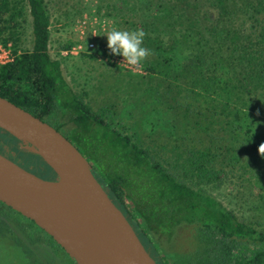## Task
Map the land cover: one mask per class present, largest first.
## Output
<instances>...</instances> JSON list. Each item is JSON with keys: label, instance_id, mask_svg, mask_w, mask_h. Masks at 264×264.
<instances>
[{"label": "rangeland", "instance_id": "1", "mask_svg": "<svg viewBox=\"0 0 264 264\" xmlns=\"http://www.w3.org/2000/svg\"><path fill=\"white\" fill-rule=\"evenodd\" d=\"M244 1L247 4L248 0L221 1L224 5L220 0H48L51 54L62 62L71 86L94 110L106 106L113 110L120 120L118 127L129 135L137 133L147 147L161 152L165 162V158L183 153L189 146L207 144L205 132L195 125L194 116H189L187 104L217 103L211 100L214 96L207 98L193 93L187 67L205 71L211 68L218 76L234 80L251 74L232 61L230 41L234 36L227 35L231 29L239 31L252 26L246 9L240 7ZM13 6L19 24L13 36L2 37L9 41L1 38L0 45L14 60L32 48L33 35L26 0H13ZM113 27L142 29L146 33L143 44L151 49V55L138 66L123 63V57L113 55L107 47L104 33ZM157 37L164 41L166 49L172 45L181 49V55L175 59L177 68L170 76L161 69L158 72L147 69L150 61H163L152 45ZM80 44L83 51L77 48ZM88 44L94 47L88 49ZM240 96L244 98L236 99L232 108L242 109L236 110V116H230L235 117L234 128L241 134L240 161L224 165L229 176L220 189L213 190L208 185L207 189L244 221L264 230V157L257 150L264 142V92L251 86ZM244 108L251 114L247 123L242 124L237 113ZM197 119L204 122L201 113ZM48 121L70 134L72 123L60 109L54 110ZM240 127L255 128V135L251 137L245 130L240 131ZM243 141L246 143L241 144ZM232 144L236 146L231 138ZM14 147L36 154L30 145L0 128V153L44 179L57 178L40 155L41 158L29 159L15 152ZM200 240L198 227L188 225L178 228L171 237L153 236L147 249L155 260L164 264H198L205 248ZM43 243L52 245L59 258L74 264L73 257L35 222L13 213L0 202V264H54L57 257H48L52 255L49 251L45 255L40 247L48 249V246Z\"/></svg>", "mask_w": 264, "mask_h": 264}, {"label": "trees", "instance_id": "2", "mask_svg": "<svg viewBox=\"0 0 264 264\" xmlns=\"http://www.w3.org/2000/svg\"><path fill=\"white\" fill-rule=\"evenodd\" d=\"M26 2L32 18V48L13 61L0 64V96L46 121L57 108L68 116V122L72 123L70 134L63 133L60 125L54 126L84 154L146 248H150L155 235L171 237L178 228L194 225L198 227L200 243L205 245L198 264H264V230L244 221L207 189V185L213 190L220 189L229 176L224 165H232L241 158L238 152L241 134L234 128L235 117L230 118L242 109L237 105L232 108L235 100L241 101L244 96L240 94L251 86L264 92V0L240 3L251 17L252 26L246 30L231 29L227 34L234 36L230 41L231 59L240 69L251 73L248 78L234 80L218 76L211 68L205 71L187 67L193 93L207 98L214 96L211 100L217 103L187 104L189 116H194L195 125L205 132L207 144L189 146L185 152L165 158L168 167L161 152L147 147L137 133L129 135L118 127L120 120L113 110L107 106L94 110L71 86L62 62L51 54L48 0ZM16 16L13 0H0V40L15 34L19 24ZM163 43L159 37L153 39L152 45L163 61H150L147 69L154 72L161 69L170 76L177 68L175 59L181 55V49L177 45L166 49ZM200 113L204 122L199 123ZM250 114L244 108L237 117L243 124ZM218 116L222 118L217 119ZM239 130H245L251 137L255 135V128ZM220 131L225 134H218ZM231 138L236 146L231 145ZM14 150L29 159L41 158L18 147Z\"/></svg>", "mask_w": 264, "mask_h": 264}, {"label": "water", "instance_id": "3", "mask_svg": "<svg viewBox=\"0 0 264 264\" xmlns=\"http://www.w3.org/2000/svg\"><path fill=\"white\" fill-rule=\"evenodd\" d=\"M0 128L30 145L57 174L55 180L44 179L0 153L1 202L34 221L77 264H158L90 162L60 130L3 96ZM46 199L72 209L76 216L91 214L100 231L98 239L88 238Z\"/></svg>", "mask_w": 264, "mask_h": 264}, {"label": "clouds", "instance_id": "4", "mask_svg": "<svg viewBox=\"0 0 264 264\" xmlns=\"http://www.w3.org/2000/svg\"><path fill=\"white\" fill-rule=\"evenodd\" d=\"M107 36V47L113 55H121L123 63L138 66L151 55V49L144 46L146 33L142 29H119L113 27L104 33ZM258 153L264 157V142L258 146Z\"/></svg>", "mask_w": 264, "mask_h": 264}, {"label": "bare ground", "instance_id": "5", "mask_svg": "<svg viewBox=\"0 0 264 264\" xmlns=\"http://www.w3.org/2000/svg\"><path fill=\"white\" fill-rule=\"evenodd\" d=\"M47 205L54 211L58 212L61 216L67 217L75 221L78 227H80L86 236L92 240H97L100 236L97 221L91 214L83 213L76 216L75 212L59 203H55L49 199H46Z\"/></svg>", "mask_w": 264, "mask_h": 264}, {"label": "flooded vegetation", "instance_id": "6", "mask_svg": "<svg viewBox=\"0 0 264 264\" xmlns=\"http://www.w3.org/2000/svg\"><path fill=\"white\" fill-rule=\"evenodd\" d=\"M14 161V160H13ZM1 202V201H0ZM6 206H8V205H6ZM9 207V206H8ZM9 208H11V207H9ZM11 210L13 211V213H15V214H19V215H21V216H23L24 218H26V219H28V220H30L31 221V219H29V218H27V217H25L24 215H22L21 213H19V212H17L16 210H14L13 208H11ZM32 222H34V221H32ZM42 229V228H41ZM43 230V229H42ZM43 232L44 233H47V232H45L44 230H43ZM48 234V233H47ZM49 235V234H48ZM50 236V235H49ZM51 237V236H50ZM53 239V238H52ZM57 243V242H56ZM43 244H45V245H47L48 246V249H46L44 246H41L40 248L43 250V252L45 253V255H48V251L52 254V255H50V256H48V257H53V256H56L57 257V260L55 261V262H53L54 264H70V262L68 261V259L67 260H65V259H63V258H59L58 257V254L56 253V251L57 250H54V249H52L50 246H52V245H50V244H46V243H43ZM57 245H58V243H57ZM58 247H59V245H58ZM68 255V254H67ZM69 256V255H68ZM70 257V256H69ZM71 258V257H70ZM72 259V258H71ZM73 260V259H72ZM36 262V261H35ZM73 262H74V264H76V262L73 260ZM36 264H42V263H37L36 262ZM71 264H73V263H71Z\"/></svg>", "mask_w": 264, "mask_h": 264}, {"label": "built area", "instance_id": "7", "mask_svg": "<svg viewBox=\"0 0 264 264\" xmlns=\"http://www.w3.org/2000/svg\"><path fill=\"white\" fill-rule=\"evenodd\" d=\"M94 47V44H88L87 48L90 49V48H93ZM78 50L79 51H83V45L80 44L77 46ZM13 58L11 56H9V54H7L3 47L0 45V64H6L10 61H12Z\"/></svg>", "mask_w": 264, "mask_h": 264}]
</instances>
